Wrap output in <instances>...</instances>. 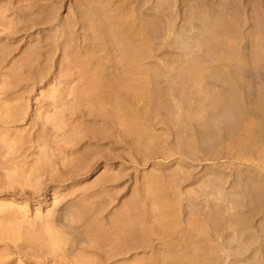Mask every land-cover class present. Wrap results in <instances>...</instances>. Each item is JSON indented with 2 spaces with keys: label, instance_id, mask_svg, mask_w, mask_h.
I'll return each instance as SVG.
<instances>
[{
  "label": "rangeland",
  "instance_id": "rangeland-1",
  "mask_svg": "<svg viewBox=\"0 0 264 264\" xmlns=\"http://www.w3.org/2000/svg\"><path fill=\"white\" fill-rule=\"evenodd\" d=\"M0 264H264V0H0Z\"/></svg>",
  "mask_w": 264,
  "mask_h": 264
},
{
  "label": "bare ground",
  "instance_id": "bare-ground-1",
  "mask_svg": "<svg viewBox=\"0 0 264 264\" xmlns=\"http://www.w3.org/2000/svg\"><path fill=\"white\" fill-rule=\"evenodd\" d=\"M14 82H15V83H14ZM14 82H12V83H14V85H15L17 82H16V81H14ZM16 106H17V108H18L19 105L17 104ZM20 106H23V105H20ZM14 108H15V106H14ZM10 114L12 115V117H14V116H13V113H10ZM11 115H9V116L11 117ZM12 117H11V118H12ZM16 118H17V116H16ZM14 119H15V117H14ZM12 121H13V120H12ZM79 142H80V141H79ZM157 216H158V215H157ZM157 216H156V217H157ZM160 216H161V215H160ZM160 216H159V217H160ZM159 217H157V218L160 219V220H163L161 217H160V218H159ZM179 246H180V245H179ZM182 246H184V245H182ZM186 246H188V245H186Z\"/></svg>",
  "mask_w": 264,
  "mask_h": 264
}]
</instances>
